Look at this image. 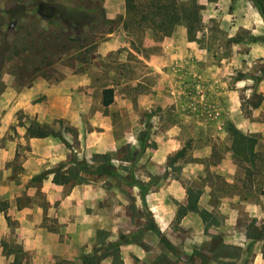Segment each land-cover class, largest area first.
Returning a JSON list of instances; mask_svg holds the SVG:
<instances>
[{
    "label": "rangeland",
    "instance_id": "374dc122",
    "mask_svg": "<svg viewBox=\"0 0 264 264\" xmlns=\"http://www.w3.org/2000/svg\"><path fill=\"white\" fill-rule=\"evenodd\" d=\"M262 1L151 0L158 9L146 2L125 29L120 20L124 0H0V96L25 93L42 78L49 89L56 87L58 104L64 97L77 100L78 124L63 118H48L45 124L57 132V137H49L64 150L63 158L48 169L56 171L58 181L105 175L87 169L97 162L86 146L87 134L101 132L105 125L121 144L117 157L127 162L105 176L129 196L136 183L130 160L136 152L142 160L145 151L166 139L178 150L184 148L183 156L170 160L174 152L168 157L171 177L180 179L186 160H206L191 195L199 196L201 187L208 185L203 204L221 212L202 210L204 229L226 223L231 214L240 231L264 236V29L255 22L262 15L258 5L264 10ZM170 3L174 14L164 31L157 23L154 30L144 27L145 17L151 15L160 22L159 7ZM61 12L78 14L85 22L65 23ZM66 78H77L78 83L64 87ZM106 87L113 88V102L102 108L101 91ZM15 115L18 126L30 121L23 109ZM226 123L250 136L252 148L240 139L232 147V136L223 132ZM91 137L95 140L97 134ZM19 150L18 145L12 158L15 171L22 169L19 159L24 152ZM210 164L219 167L211 169ZM154 178L148 189L155 187L159 177ZM181 182L188 184L187 179ZM142 216L148 220L145 210ZM177 228L174 224V232ZM216 246L224 254L241 256L239 247ZM111 247L116 250L115 243ZM11 249L20 254L18 245Z\"/></svg>",
    "mask_w": 264,
    "mask_h": 264
},
{
    "label": "crops",
    "instance_id": "0c3cea01",
    "mask_svg": "<svg viewBox=\"0 0 264 264\" xmlns=\"http://www.w3.org/2000/svg\"><path fill=\"white\" fill-rule=\"evenodd\" d=\"M255 22L259 28L262 23L264 29V16L258 14ZM69 83L77 84L78 79L66 78L62 85ZM260 83L264 96V76ZM48 85L38 78L25 93L0 96V103L6 101L0 104V141L4 143L0 146V264H264V236L254 238L246 233L247 229L240 231L232 224L231 214L226 223L204 229L198 211L214 215L221 208L203 204L208 185L199 188L202 191L191 208L188 189L193 190V182L204 172L206 160L203 163L186 160L180 179L171 177L167 160L178 148L166 139L145 151L144 160H137L136 149L130 145L131 151L136 152L130 160L136 183L129 196L121 192L116 180L105 175L87 176L80 183L55 181L54 172L37 179L42 171L63 158L64 150L51 137H28L25 129L28 123L16 125V111L23 109L30 121L44 125L48 118L67 119L72 125L78 124L79 118L77 100L64 97L58 104L56 87L52 85L49 89ZM102 118L107 120V116ZM163 127L165 131L169 129ZM103 129L87 134L86 146L90 148V156L107 154L117 169L121 163H127L117 157L121 144L111 137L108 126ZM93 134H97L95 140ZM69 136L65 133L64 139ZM18 145L24 156L21 150L17 152L21 154L22 169L15 171L12 158ZM152 178L158 181L154 188L148 189ZM185 179L187 185L181 182ZM143 210L148 220L143 218ZM216 242L220 248L239 247L241 256L220 252ZM14 244L20 247L19 255L11 249ZM246 256L248 260L244 262Z\"/></svg>",
    "mask_w": 264,
    "mask_h": 264
},
{
    "label": "trees",
    "instance_id": "16d2710c",
    "mask_svg": "<svg viewBox=\"0 0 264 264\" xmlns=\"http://www.w3.org/2000/svg\"><path fill=\"white\" fill-rule=\"evenodd\" d=\"M148 2L149 7L153 8L154 10H157L158 8H156L155 4L153 2H151V0H124V6H125V14L124 16L120 17V20L122 21V24L124 26L125 29L129 28V25L132 24L134 22V19L136 18V16L139 13L140 8H144L145 3ZM174 8V6L170 3V4H165V5H161L159 7V11H160V22H156L155 20V16L151 15V17H145V24L144 27L145 28H151V29H156V23L158 25H161V31L165 30V25H166V20L167 18L174 14V11L172 10ZM260 10V13H262V15H264V10L262 8H260V6L258 5L257 7ZM60 17L61 19L68 24H74L75 22L78 23H84L85 21H81L80 17L78 16V14H74V15H70V14H63L62 12L60 13ZM147 20V21H146ZM253 97H258L256 93H253L252 95ZM260 97V96H259ZM113 102V88L112 87H106L102 90V96H101V105L103 107H107L109 106L111 103ZM259 101L252 104L254 107H256L257 105H259ZM20 125V124H19ZM26 129V135L30 138H45V137H57L58 134L57 132H54L50 127L44 125V124H39L36 122H32L29 121L28 124L25 126ZM226 131L228 132V134H230L232 136V147L235 145V142H237V139H240L242 141V143L245 142H250L251 143V148L254 144V140L250 137L247 136L245 134H243L242 132H240L236 127H234L231 123H226ZM250 148V149H251ZM184 154V148L178 150L174 156L170 157V160H173V157H181ZM93 160H95L97 163L95 166H93L92 168H87L89 170H91V172L93 173H99V174H105V175H111L113 173H115V167L110 163V158L107 154H93L92 155ZM77 168H79V170H82L84 168V166H77ZM85 170V169H84ZM55 173V177L54 180L57 181V174L55 170H48L47 172L38 175L36 178H40L41 176L47 174V173ZM71 173V172H70ZM72 176L76 175V173H71ZM75 178V176H74ZM67 181V180H65ZM82 180L78 179L75 180V183H80ZM188 200L190 203V207L194 208L196 201L198 199V196H192L191 195V190L189 191L188 189ZM197 209V208H195ZM199 214L202 211H198ZM263 236L262 234L258 233V234H254V238H258Z\"/></svg>",
    "mask_w": 264,
    "mask_h": 264
}]
</instances>
